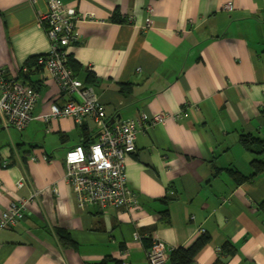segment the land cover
I'll return each mask as SVG.
<instances>
[{
	"label": "crops",
	"instance_id": "crops-1",
	"mask_svg": "<svg viewBox=\"0 0 264 264\" xmlns=\"http://www.w3.org/2000/svg\"><path fill=\"white\" fill-rule=\"evenodd\" d=\"M60 1L81 16L67 49L73 74L93 87L107 122L186 115L137 133L125 160L134 206L82 209L64 158L97 139L92 121L32 120L18 131L0 118V215L27 202L18 224L0 229V264H148L154 240L173 251L202 236L191 264H264V170L251 167L264 151L241 142L264 144V0ZM46 11L47 0H0V69L38 93L33 115L67 99L37 63L49 47L38 24Z\"/></svg>",
	"mask_w": 264,
	"mask_h": 264
},
{
	"label": "built area",
	"instance_id": "built-area-1",
	"mask_svg": "<svg viewBox=\"0 0 264 264\" xmlns=\"http://www.w3.org/2000/svg\"><path fill=\"white\" fill-rule=\"evenodd\" d=\"M224 9L231 10L232 6L227 4ZM80 20L75 6L65 5L60 0H47V11L39 14L38 18L49 47L37 63L56 81L60 92L67 97L66 102L61 106L51 103L46 113L33 115L38 93L28 84L18 81V76L7 77L0 69V118L18 131L25 129L32 120L50 122L70 118L80 124L89 118L97 129V139L87 146L77 144L66 152L63 180L71 187L80 209L91 205L129 208L137 203V198L127 185L125 160L135 151L137 133L143 126L155 127L184 117L185 107L173 114H138L134 118L108 124L93 87L80 81L67 64V49L78 41L75 30ZM150 26L151 19L147 17L142 29ZM20 71L26 73L27 67L22 66ZM21 184L22 180H19L16 186L21 187ZM26 204L10 203L0 215V229L15 227L24 215ZM198 233L203 235L204 231L199 230ZM133 239L139 240L140 237L135 233ZM171 252L172 249L154 240L146 253L148 264H165Z\"/></svg>",
	"mask_w": 264,
	"mask_h": 264
},
{
	"label": "trees",
	"instance_id": "trees-1",
	"mask_svg": "<svg viewBox=\"0 0 264 264\" xmlns=\"http://www.w3.org/2000/svg\"><path fill=\"white\" fill-rule=\"evenodd\" d=\"M67 64L73 72L71 62L69 61L68 56H67ZM20 75L23 76V75H25V73H21ZM241 142L248 149L252 150L255 154H260L261 152L264 151L263 142L258 140V139L252 138L248 135H246V136L242 135L241 136ZM255 144L257 145L256 150L254 148H252V146ZM251 167L253 168V171H254L252 176H255L264 170V161L254 159L251 162ZM231 173L235 177V179L238 183L247 179V177H243V176L239 175L237 172L231 171ZM258 207L260 210L264 211V200L259 203ZM206 243H207V238L202 236L187 248H177V249L173 250L170 253L169 259L171 260L172 264H191L193 261V258L196 256V254L200 251V249ZM222 250L224 253H226L228 255H232L236 251L235 248L233 246L229 245L228 243H226L222 246ZM220 253H221V249H220ZM216 264H221V263L218 262Z\"/></svg>",
	"mask_w": 264,
	"mask_h": 264
},
{
	"label": "water",
	"instance_id": "water-1",
	"mask_svg": "<svg viewBox=\"0 0 264 264\" xmlns=\"http://www.w3.org/2000/svg\"><path fill=\"white\" fill-rule=\"evenodd\" d=\"M108 124H110V123L108 122Z\"/></svg>",
	"mask_w": 264,
	"mask_h": 264
}]
</instances>
